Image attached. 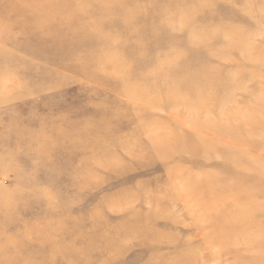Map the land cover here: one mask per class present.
<instances>
[{
	"label": "rangeland",
	"instance_id": "1",
	"mask_svg": "<svg viewBox=\"0 0 264 264\" xmlns=\"http://www.w3.org/2000/svg\"><path fill=\"white\" fill-rule=\"evenodd\" d=\"M0 264H264V0H0Z\"/></svg>",
	"mask_w": 264,
	"mask_h": 264
}]
</instances>
